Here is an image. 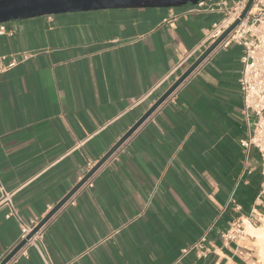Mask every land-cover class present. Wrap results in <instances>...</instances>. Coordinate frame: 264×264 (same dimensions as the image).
<instances>
[{
    "label": "crops",
    "instance_id": "1",
    "mask_svg": "<svg viewBox=\"0 0 264 264\" xmlns=\"http://www.w3.org/2000/svg\"><path fill=\"white\" fill-rule=\"evenodd\" d=\"M193 8L1 23L0 55L28 59L0 75V185L14 192L12 206L0 204V263L22 223L40 222L69 193L224 17ZM243 55L236 42L216 48L7 264H263L249 229L264 228V195L259 152L241 145ZM241 220L242 234L224 240Z\"/></svg>",
    "mask_w": 264,
    "mask_h": 264
},
{
    "label": "built area",
    "instance_id": "2",
    "mask_svg": "<svg viewBox=\"0 0 264 264\" xmlns=\"http://www.w3.org/2000/svg\"><path fill=\"white\" fill-rule=\"evenodd\" d=\"M209 0L199 1L192 10H200L205 7L211 9L219 8L224 17L214 23L206 41L187 53L172 71L166 76L165 81H169V86L203 53V51L214 42L232 23L240 19L239 24L229 33V35L220 43L218 47L229 45L236 42L244 47L242 57L243 70L240 77V88L244 98L243 114L249 129L248 137L241 141V145L248 156L251 147L258 150L260 155V168L263 177L260 195H264V0H254L251 8L240 18L248 0H237L229 6L226 2L218 5H208ZM191 10V11H192ZM5 32V26L1 24L0 34ZM217 47V48H218ZM28 59L27 55L9 53L0 55V75L17 66L19 63ZM95 163L89 162V170ZM245 173L252 172V167L247 166ZM93 184L90 183L89 187ZM0 204L6 203L12 206L11 197L13 191H7L0 185ZM16 215V210L12 207L9 216ZM38 221L31 219L29 223H22V236L25 239L33 229L38 225ZM244 220L235 221L230 228L223 231L221 236L224 240H234L243 232ZM40 230H38L27 242L36 243L40 239ZM203 237L192 248L202 249L204 247ZM185 249L184 252H187Z\"/></svg>",
    "mask_w": 264,
    "mask_h": 264
},
{
    "label": "water",
    "instance_id": "3",
    "mask_svg": "<svg viewBox=\"0 0 264 264\" xmlns=\"http://www.w3.org/2000/svg\"><path fill=\"white\" fill-rule=\"evenodd\" d=\"M203 0H0V24L12 20L54 15L67 12L100 9L143 8V7H182L195 5ZM254 0H248L240 18L245 17ZM232 23L214 42L201 53L193 63L162 93L141 118L95 163L84 177L65 195L55 207L38 223L33 231L22 239L1 261L7 264L21 250L26 242L40 230L70 198L109 160V158L136 132V130L178 89L183 82L206 60L229 33L239 24Z\"/></svg>",
    "mask_w": 264,
    "mask_h": 264
},
{
    "label": "bare ground",
    "instance_id": "4",
    "mask_svg": "<svg viewBox=\"0 0 264 264\" xmlns=\"http://www.w3.org/2000/svg\"><path fill=\"white\" fill-rule=\"evenodd\" d=\"M249 229H250L251 234L258 240V242L261 244H264V228L258 229V228H255L253 226H250Z\"/></svg>",
    "mask_w": 264,
    "mask_h": 264
},
{
    "label": "rangeland",
    "instance_id": "5",
    "mask_svg": "<svg viewBox=\"0 0 264 264\" xmlns=\"http://www.w3.org/2000/svg\"><path fill=\"white\" fill-rule=\"evenodd\" d=\"M257 244H258V247H259V249H260V254H261V258H262V261H263V264H264V244H261V243H259L258 241H257Z\"/></svg>",
    "mask_w": 264,
    "mask_h": 264
}]
</instances>
